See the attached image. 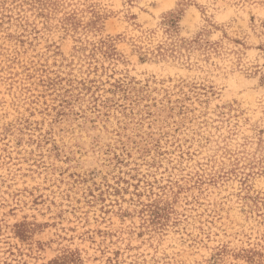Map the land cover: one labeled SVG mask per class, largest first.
Listing matches in <instances>:
<instances>
[{
  "label": "rangeland",
  "instance_id": "rangeland-1",
  "mask_svg": "<svg viewBox=\"0 0 264 264\" xmlns=\"http://www.w3.org/2000/svg\"><path fill=\"white\" fill-rule=\"evenodd\" d=\"M71 253L264 264V0H0V264Z\"/></svg>",
  "mask_w": 264,
  "mask_h": 264
},
{
  "label": "trees",
  "instance_id": "trees-1",
  "mask_svg": "<svg viewBox=\"0 0 264 264\" xmlns=\"http://www.w3.org/2000/svg\"><path fill=\"white\" fill-rule=\"evenodd\" d=\"M176 18H178V16ZM79 260L80 259L74 256V253H71V254H65L63 256H60L52 260L51 264H80Z\"/></svg>",
  "mask_w": 264,
  "mask_h": 264
}]
</instances>
